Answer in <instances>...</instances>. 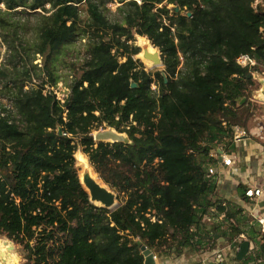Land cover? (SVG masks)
I'll use <instances>...</instances> for the list:
<instances>
[{"label":"trees","instance_id":"obj_1","mask_svg":"<svg viewBox=\"0 0 264 264\" xmlns=\"http://www.w3.org/2000/svg\"><path fill=\"white\" fill-rule=\"evenodd\" d=\"M113 1L121 21L106 14ZM19 7L51 11L22 52L14 41L8 47L30 64L42 56L52 85L66 46L78 37L87 46L63 100L46 81L26 88L27 64L0 66V236L22 247L23 264H145L142 245L181 253L201 246L203 228L213 240L218 228L207 227L205 215L228 204L209 199L217 189L208 176L211 151L232 143L239 113L249 118V74L264 70V0H0L6 42V14ZM135 34L161 50L168 82L162 69L147 71L135 58ZM241 54L259 64L242 66ZM107 127L127 140L96 141L93 132ZM79 148L118 193L117 208L90 201ZM254 249L236 260L263 262L264 236Z\"/></svg>","mask_w":264,"mask_h":264},{"label":"crops","instance_id":"obj_2","mask_svg":"<svg viewBox=\"0 0 264 264\" xmlns=\"http://www.w3.org/2000/svg\"><path fill=\"white\" fill-rule=\"evenodd\" d=\"M255 97L256 95L251 100L264 103V101ZM258 118L260 117H257V120ZM257 120L253 122L248 130L240 126V128H243L247 132L242 143H237L233 140L231 144L228 141L221 142L211 151V155L215 161L211 165L214 166L216 171L212 178L217 184V189L210 197L218 200L224 199V204L229 205L223 211H219L216 204H214L209 209V213L211 214L205 215L203 223L206 222L208 224L207 227L213 226L218 228V232L214 236L215 238L210 240L208 234L214 233L212 231L207 233L202 224L201 246L197 245L195 248L185 247L181 253L175 252L174 248L160 253L154 252L156 255L155 264H219L218 254L220 251L224 258L223 264H240L236 260L237 255L235 253L238 252L241 243L245 240L250 242L249 254H254L251 251L254 248L253 242L256 238H262L254 231L258 229L261 232V229L252 216L254 203L245 196V190L250 186H264V131L262 130L264 124L262 123L261 125V122H257ZM229 146L232 148L230 151L237 152L239 165H242L239 166V169L232 166L227 167L222 162V155L227 154L226 147ZM231 170L230 177L232 181L231 183H226V175L223 172L229 173ZM261 206H264V201L261 202ZM228 207L229 209L232 208L230 210L231 214L234 213L231 217L226 215ZM223 212H225L224 217L222 216ZM228 220L229 222L232 221L237 228L242 230V233L237 234V237L233 238L232 241L224 240L221 233V228L225 227V223ZM223 240L228 243L224 244L228 250L227 255L224 253V246L220 247V243ZM214 244L217 246H213ZM230 245H232L231 248ZM234 245L237 247L234 248Z\"/></svg>","mask_w":264,"mask_h":264},{"label":"rangeland","instance_id":"obj_3","mask_svg":"<svg viewBox=\"0 0 264 264\" xmlns=\"http://www.w3.org/2000/svg\"><path fill=\"white\" fill-rule=\"evenodd\" d=\"M120 5L121 4L118 3L117 1L109 2L107 4L108 10L106 11V14L111 21H121L122 20V13L119 11ZM176 6L177 5H175V4L169 5L172 12H180L181 11V9L179 11H176V8H175ZM1 7L4 10L6 9L4 4H2ZM49 8H50V4H47L46 9H49ZM35 11H37V12H35ZM50 12L51 11L46 12V10L43 8H38L36 10H30V9L25 10L24 8L19 7L17 9V11H12V12H9L6 14L7 18L12 23V27L9 30H7L8 31V33H7L8 41L7 42H6L5 38L0 34V66H7V68H11L12 64H10V63H13V62H17L20 67L24 64H27V68L30 69V73H31V81H28L26 88L31 87V86L40 85V84H42L43 81H46V82H48L47 90H53V92L56 93L57 97L59 99L63 100L70 93V84H72L73 79L75 78V75H76L80 65L83 63V61L87 55L86 39L78 37L74 42H72L71 44L66 46L64 53L61 55V58L57 63V75L59 76V81L57 82L56 85H52L51 79L49 78V76L47 75V73L44 70V58L42 56L37 54L35 59L33 60V64H30V63H27L29 61L28 57L25 58V60H27V61H21L20 57H13L11 54L12 52L9 50V47H8L9 42L14 41L17 44L19 50L22 52L23 50L21 49L20 44H23L24 46L28 45V44L32 43L37 38L38 25L40 23V20L42 19L44 14H49ZM131 42H133L139 46V38H138L137 34H135V39ZM139 48L141 51V47H139ZM31 57H32V55H31ZM135 58L137 59L138 56L136 55ZM139 60L143 63V65L147 71L155 72V71L163 68V66L162 67L153 66V67L147 68L145 62L142 61L141 59H139ZM1 87H2V82L0 79V89H1ZM152 87L156 88V85L153 84ZM259 87H260V84L257 81V79L254 77L252 83L248 85V88L246 91L247 103L244 107V111L249 110V118H247L248 115L245 118H241L240 113H239V118H237V120L241 119L240 121H238V125L245 127L247 130L250 128V126L253 124V122H255V120H257V117H260V118H258L257 122H261V125H262V123L264 124V103H260V102L251 100L252 97H254V95L257 94L256 91L259 89ZM3 101L6 103V105H11L10 101L7 98H4ZM242 109L243 108H240V112L242 111ZM242 117H243V115H242ZM262 130L264 131V128ZM95 132H93V133H95ZM230 149H232L231 146L226 147V150L228 151L227 155L229 156V158L232 161L231 165H232V167L239 169V166H242V165H239V162H238L239 157L237 155V152L230 151ZM77 152H81L86 158H88V156L82 151L81 148ZM213 163H215V162H213ZM76 165H77L79 172H81L82 166L79 164L78 161H77ZM227 167H229V166H227ZM231 173H232V170L229 173L223 172V174L226 175V179H225L226 183H231V181H232L231 180L232 178L230 177ZM209 199L212 202H214V201L216 202V200L219 201L216 198L215 199L209 198ZM120 203H121V201L118 199V204L115 207L119 206ZM210 214L211 213H209V215ZM234 227H236L235 224L232 221L229 222V220H228V222L225 223V227L221 228L222 229L221 233L223 235L224 240L227 239L228 241H232L233 238L237 237L236 231H233ZM223 232H224V234H223ZM225 232L230 234L228 236L229 238L227 237ZM254 232L257 233L258 236H260V237L264 236L262 234V232H260V230H258V229H255ZM0 240L1 241H8V242H10L9 244H12L13 249L10 250V252L15 257L17 264H23L25 262V260L22 256V247L18 243H16L14 240L8 238L7 236H0ZM224 240L220 243V247H223L224 244H228ZM259 240H261V239L256 238L254 240V242H253L254 248L256 247L255 241L257 242ZM213 246H217V245L214 244ZM235 247H237V246L234 245V248ZM223 248H224V253L227 255V253H228L227 248H225V246ZM251 248H252V246H251ZM254 248L251 250L253 253L256 252V249H254ZM164 251H166V250L164 249ZM160 252H163V251H159L157 253H160ZM235 255H237V253H235Z\"/></svg>","mask_w":264,"mask_h":264},{"label":"water","instance_id":"obj_4","mask_svg":"<svg viewBox=\"0 0 264 264\" xmlns=\"http://www.w3.org/2000/svg\"><path fill=\"white\" fill-rule=\"evenodd\" d=\"M175 8H176V11L180 10L179 6H176ZM187 15L191 16L192 14L191 12H188ZM137 35L138 37L141 36L139 34ZM146 38L150 41L148 37ZM139 47H141V45H139ZM155 48L157 49V51L154 53H151L149 52L148 49H145L144 57L147 59H150L153 62L154 66L162 67L163 66L162 52L158 47H155ZM137 59H140V58L138 57ZM161 73L164 76L165 82H168V77H167L166 72L162 69ZM251 75L253 76V78L255 77L260 84L259 89L256 91L257 94L255 98L264 101V78L259 76L257 73L249 74V76ZM131 86L137 87V83L132 82ZM93 135L96 141H106V142H124L128 138V135L126 133L119 132L113 127H107L105 129L97 130L95 133H93ZM80 180H81L82 185L88 192L90 201L93 204L99 207L110 209V210L117 208L115 206L118 204V194L107 183L103 181L104 183L102 184L100 181L94 178L91 174V171L88 168H85V170L82 173V177H80ZM12 249H13V246L11 244L10 250ZM142 251H143V254L145 255V264H155L156 262L155 253L150 248H148L146 245H142ZM249 251H250V242L248 240H245L241 243L239 247V250L237 252V259L241 261L244 260L246 256L249 254Z\"/></svg>","mask_w":264,"mask_h":264},{"label":"built area","instance_id":"obj_5","mask_svg":"<svg viewBox=\"0 0 264 264\" xmlns=\"http://www.w3.org/2000/svg\"><path fill=\"white\" fill-rule=\"evenodd\" d=\"M237 62L239 64H241L242 66H256L259 63L257 62L256 59H254L252 56H250L249 54H241L238 58H237ZM264 68V65H263ZM257 73L259 76L264 78V70L262 73H258V72H254ZM234 136H233V141L237 142V143H242L244 141V137L247 135V132L243 129L240 128V126L236 125L234 126ZM222 162L225 166H232L231 163V159L229 158V156L227 154H223L222 155ZM216 173L214 166H210L208 168V176L209 177H213V175ZM245 196L251 200L254 203L253 206V217L256 221V223L260 226L261 232L264 233V206H261V202L264 201V186H250L245 190ZM225 205V204H224ZM222 216H225V212L222 213ZM232 247V245H230V248ZM156 258V255H155ZM218 260H219V264H223L224 258L220 253L218 254ZM263 263L264 264V260L263 262L261 260H259L258 262H252L250 264H260Z\"/></svg>","mask_w":264,"mask_h":264},{"label":"bare ground","instance_id":"obj_6","mask_svg":"<svg viewBox=\"0 0 264 264\" xmlns=\"http://www.w3.org/2000/svg\"><path fill=\"white\" fill-rule=\"evenodd\" d=\"M138 38L139 45H141V51L138 54V57L145 62L147 68L153 67V62L150 59L144 57V50L148 49L149 52L154 53L157 51V49L151 44V42L146 37L139 36ZM76 157L77 161L82 166V170L81 172H79L80 177H82V173L85 168H88L94 178H96L102 184L104 183L103 180L99 177V175L95 172L94 168L91 166L88 158H86L81 152H77ZM10 246L11 244H9V242L0 240V264H17L15 257L10 252Z\"/></svg>","mask_w":264,"mask_h":264}]
</instances>
